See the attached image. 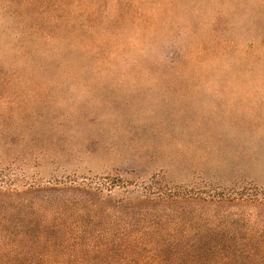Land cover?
Segmentation results:
<instances>
[{
  "label": "rangeland",
  "instance_id": "1",
  "mask_svg": "<svg viewBox=\"0 0 264 264\" xmlns=\"http://www.w3.org/2000/svg\"><path fill=\"white\" fill-rule=\"evenodd\" d=\"M75 10L62 19V0H42L22 23L0 12L2 192L61 189L43 199L58 206L68 178L154 175L176 191L264 194V0ZM227 209L221 231L263 251L264 206Z\"/></svg>",
  "mask_w": 264,
  "mask_h": 264
},
{
  "label": "trees",
  "instance_id": "2",
  "mask_svg": "<svg viewBox=\"0 0 264 264\" xmlns=\"http://www.w3.org/2000/svg\"><path fill=\"white\" fill-rule=\"evenodd\" d=\"M41 1L0 0V12L22 23ZM78 4L62 0V19L76 16ZM154 177L144 186L121 177L68 178L58 206L43 199L61 189L0 190V255L11 264H264V250L252 247L253 238L221 231L230 228L224 223L228 207L264 206V194L176 191L156 185ZM114 186L121 190L112 197ZM205 208L211 219L201 212ZM256 240L264 246V237Z\"/></svg>",
  "mask_w": 264,
  "mask_h": 264
}]
</instances>
